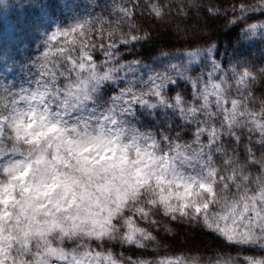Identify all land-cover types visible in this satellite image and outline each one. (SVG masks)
I'll use <instances>...</instances> for the list:
<instances>
[{"label": "snow or ice", "instance_id": "1", "mask_svg": "<svg viewBox=\"0 0 264 264\" xmlns=\"http://www.w3.org/2000/svg\"><path fill=\"white\" fill-rule=\"evenodd\" d=\"M69 7L0 0V264H264V0Z\"/></svg>", "mask_w": 264, "mask_h": 264}, {"label": "trees", "instance_id": "2", "mask_svg": "<svg viewBox=\"0 0 264 264\" xmlns=\"http://www.w3.org/2000/svg\"><path fill=\"white\" fill-rule=\"evenodd\" d=\"M101 3L104 2V0H100ZM70 7L67 9L64 8H58L55 9L53 15L58 16L61 19H64L66 16H70L73 11H79L80 8L83 5V0H69ZM36 11L34 10H28L27 16L29 18H33L36 16ZM19 16V21L17 17ZM24 20V15L20 14L19 12L13 10V11H0V33H3L5 36H7L13 27L19 22L22 23ZM261 47H264V45H261L257 43L254 47L250 48L249 51H251L253 54H258L259 49Z\"/></svg>", "mask_w": 264, "mask_h": 264}]
</instances>
